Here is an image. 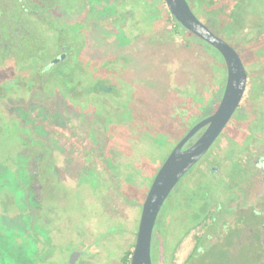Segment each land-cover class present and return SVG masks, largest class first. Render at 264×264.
I'll return each mask as SVG.
<instances>
[{
    "label": "rangeland",
    "instance_id": "rangeland-1",
    "mask_svg": "<svg viewBox=\"0 0 264 264\" xmlns=\"http://www.w3.org/2000/svg\"><path fill=\"white\" fill-rule=\"evenodd\" d=\"M41 1L47 0H28L29 8L38 11ZM48 1V13L44 12V15H54L57 24L48 31L47 23H38L39 34L44 36L43 48L45 51L52 49L53 55L65 53V58L59 66L55 65L54 75L44 72L42 91L37 88L31 93L28 91V97H33L34 102L28 104L26 117L8 120L0 114V264H67L73 252H76L73 264H118L122 251L134 248L142 202L148 189L142 192L136 186L124 188L122 165L119 164V206L112 202L107 191L101 190L108 187L111 191L113 186L104 170L110 164L106 160L107 151L102 150L107 137L114 139L120 147L119 152L130 150L133 156L138 154L137 158L143 157L146 149V144L138 143L146 141L143 130L159 133L160 128L166 127L173 129V136L179 138L187 130L175 126L177 118L185 117L186 110L182 109L180 101L181 95L185 96L182 92L197 83L202 87H217L218 78L212 84L205 81L208 79L203 78L198 67L189 71V77L182 66L169 59L172 51L168 54L163 44H157L153 39L144 42L138 37V46L147 48V52L134 50L136 47L132 50L124 48L125 35L119 34V26H111L112 20L104 8L98 7L101 1L92 0L90 37L75 39L68 29L73 15L71 4L75 0ZM129 1L120 0V5L125 6L120 9H131ZM141 7L139 3L131 11L138 16ZM131 41L129 44L132 45ZM185 57V64L190 63V56ZM49 59H44V66ZM64 61L69 62L67 67L63 66ZM88 67L93 74L92 80L114 83L116 90L89 94L76 89L74 83L83 85L86 82ZM28 73L31 77L35 70L30 68ZM213 110L214 106L212 110L196 114L195 119H201ZM172 112H175L173 120H166ZM58 126L67 129L65 132L69 130L70 136H62L52 128ZM3 138L6 139L1 142ZM79 143L86 146V153L76 152ZM32 154L34 158L37 156L36 160ZM162 155L157 152L158 157ZM137 158L135 164L142 183L148 181L154 169L141 162L142 158ZM17 164L23 171L19 186L25 194L23 205H20L24 228L14 231L13 208L4 206L2 201L7 191H14L12 177ZM203 165L185 179L190 178L195 185H200L201 181H196L194 175L202 174ZM4 172L6 174L1 177ZM95 203L102 206L98 214L92 210ZM108 210L119 214V238L113 241V251L104 246V253L95 259L89 251L105 240V234H102ZM164 212L155 234L159 264L166 262L162 230L166 221L174 224L171 205L166 206ZM123 229L126 232L122 239ZM178 256H181V249ZM225 264L243 263L236 260Z\"/></svg>",
    "mask_w": 264,
    "mask_h": 264
},
{
    "label": "flooded vegetation",
    "instance_id": "flooded-vegetation-1",
    "mask_svg": "<svg viewBox=\"0 0 264 264\" xmlns=\"http://www.w3.org/2000/svg\"><path fill=\"white\" fill-rule=\"evenodd\" d=\"M96 1H101L98 7L104 8L112 20L111 26L143 23L144 19L131 11L142 3L141 0H130L131 9L126 11L120 9L125 7L120 5V0ZM187 1L195 15L237 51L247 72V81L243 97L221 134L193 169L181 178L163 204L153 232V264H159L156 230L163 221L166 206L170 205L174 224L166 221L162 230L165 264H225L236 260L243 264H264V0ZM49 2H39V10L36 11L29 8L28 0H0V114L8 120H20L28 115V104L34 102L33 97H28V91L31 93L34 88L42 91L44 72L54 75L55 65L59 66L65 58V53L53 55L52 49L45 51L44 36L38 31V23H47L48 31L57 24L54 15H44V12L48 13L46 5L49 7ZM92 3V0H75L71 4L73 15L68 29L75 39L90 37ZM191 34L202 43V38ZM134 50L147 52L144 47ZM214 52L220 74L210 101L204 104L203 87L198 83L182 92L185 96L181 95L183 99L180 101L182 109L186 110L185 117L177 118L175 126L187 128L186 132L176 138L172 134L173 129L162 128L159 133L165 145L160 150H152L146 136L144 143L138 141L146 144V149L143 157L137 158V153L134 157L157 167L156 171L175 144L204 118L195 119L196 114L212 110L214 106V110L206 114L208 116L219 106L227 82V65L216 47ZM48 57L50 59L44 66V59ZM68 63L62 62L64 67ZM30 68L35 70L31 77L28 76ZM86 71L89 72L86 73V82L83 85L74 83L79 91L92 94L93 91L113 93L116 90L114 83L104 79L92 80L90 67ZM174 113L165 117L166 120H173ZM203 130L204 127L199 129L184 147L192 144ZM102 150H107L106 146ZM158 151L163 155L158 157ZM202 163V174L194 175L201 184L195 185L190 178L186 180ZM75 256L76 252H73L72 262Z\"/></svg>",
    "mask_w": 264,
    "mask_h": 264
},
{
    "label": "trees",
    "instance_id": "trees-1",
    "mask_svg": "<svg viewBox=\"0 0 264 264\" xmlns=\"http://www.w3.org/2000/svg\"><path fill=\"white\" fill-rule=\"evenodd\" d=\"M141 9L139 11V16H141L144 20L142 21L140 25L136 24H119V34L124 33L126 41L123 40L124 43H122V46L127 49H131L134 47H140L138 46V37H142V40L144 42L146 39L150 40H156V43L163 44V46L168 51V54L172 51V55L169 56V59L173 60V62H176L182 68H184V72L190 77L189 71L195 70L200 68L199 73L202 74L203 78H207L208 80H205L212 84L213 81H215L218 78V75L220 74V67L218 66V59L215 56L214 47L207 43L206 41L202 40V43L197 42L190 31H187L182 24L174 18L169 10L166 7L165 0H141ZM154 20L153 23H148L147 21ZM139 35V36H138ZM199 38V37H198ZM131 41L132 45L129 44V41ZM143 46H141L142 48ZM190 56V63L185 64V56ZM177 57H183L182 59H179ZM179 59V60H178ZM210 69L212 73H208L206 70ZM185 78L187 79L186 75ZM215 87H203V96L204 98V104L206 105L210 98L212 97L214 93ZM54 130H56L58 133H60L62 136H70L69 130L68 132L64 130L63 127H52ZM57 128V129H56ZM145 132V136L147 140L149 139L148 143L149 146H151L152 150H160L164 145L165 142L163 141L164 138L161 137V132L163 129L161 128L160 133H148L146 130H143ZM4 140V139H2ZM1 142H4L2 141ZM74 144V143H73ZM75 145V144H74ZM77 151L76 152H83L86 153L85 150L86 146L83 143H79L76 145ZM106 148L107 151V161L110 163L108 164L104 170L105 173L108 175V180L110 182H113V186L108 190V187L101 188L102 191H107L108 195L112 198V202H115L119 206V164L122 168V175H123V187H130V186H136L138 187L142 192L146 191V189L150 186V181L153 178V175L156 171L155 166H150L154 169V173L149 176L148 181L143 180L142 183H140V175H139V168L135 164V157L133 156L132 152L130 150H123V152H119V146L117 143L114 142V139L108 138L106 139ZM95 152L94 150H92ZM33 155V154H32ZM91 154V159H92ZM85 160L87 161V155L84 156ZM37 156L33 155V159L36 160ZM84 160V159H83ZM84 160V161H85ZM17 164L16 166H18ZM115 171H118L117 174ZM6 173L4 172L2 176H4ZM117 176H116V175ZM23 176V171L21 166L17 167L16 170L13 169V182L15 184L14 191H7L6 197H4L2 204L4 206H12L11 212L15 215L13 217V230H20L23 229L22 225V218L20 215L21 207L20 205H23L25 194L20 189V177ZM118 183V184H117ZM145 196V194H144ZM143 194L142 197L144 198ZM26 200V199H25ZM18 205V206H17ZM92 210L95 211L96 214H98L102 210V206L100 204L95 203L92 206ZM131 210L128 211V213L131 214ZM105 226H104V232L102 236L105 234V240L101 243L96 244L93 246L90 251L89 255L96 259V257L104 253V246H106L108 249L113 251V247H115L114 240L116 238H119V214L116 212H110V210L106 211L105 215ZM126 230L123 229V235L122 239L124 238ZM23 240V239H22ZM74 250V249H73ZM88 250V249H84ZM71 253V257H72ZM131 254L132 249H124L122 251L118 264H130L131 261ZM71 257L69 258V262L67 264H73Z\"/></svg>",
    "mask_w": 264,
    "mask_h": 264
},
{
    "label": "water",
    "instance_id": "water-1",
    "mask_svg": "<svg viewBox=\"0 0 264 264\" xmlns=\"http://www.w3.org/2000/svg\"><path fill=\"white\" fill-rule=\"evenodd\" d=\"M165 3L170 13L184 27L222 53L227 65V82L218 108L191 127L157 169L142 202L130 264H153V232L163 204L181 178L205 155L221 134L243 97L247 81V72L237 51L195 15L187 0H165ZM203 127L200 136L184 147Z\"/></svg>",
    "mask_w": 264,
    "mask_h": 264
}]
</instances>
